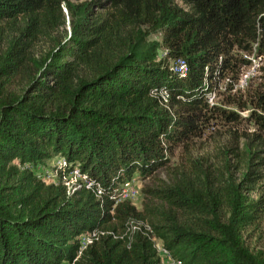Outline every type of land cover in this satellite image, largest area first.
<instances>
[{"label":"trees","instance_id":"1","mask_svg":"<svg viewBox=\"0 0 264 264\" xmlns=\"http://www.w3.org/2000/svg\"><path fill=\"white\" fill-rule=\"evenodd\" d=\"M43 38L53 46L39 55ZM254 45L264 56V0H0V264H160L142 234L131 246L104 236L78 256L83 231L123 234L130 218L148 221L184 264H264V198L248 192L261 149L246 150L240 181L227 159L220 168L201 158L170 166L169 157L218 110L206 93L250 63L239 51ZM162 87L167 104L152 94ZM254 103L264 134V89ZM55 156L100 182L103 198L25 166ZM161 168L168 178L143 188L142 208L118 201L135 174Z\"/></svg>","mask_w":264,"mask_h":264},{"label":"rangeland","instance_id":"2","mask_svg":"<svg viewBox=\"0 0 264 264\" xmlns=\"http://www.w3.org/2000/svg\"><path fill=\"white\" fill-rule=\"evenodd\" d=\"M74 4H81L87 0H70ZM145 32H149L148 40L161 41V33L144 27ZM69 33V32H68ZM56 38L62 41L67 36V32L62 29L56 33ZM66 40V39H65ZM53 46V40L43 38L37 46V53L44 55ZM254 45V52L240 50L243 57L248 58L250 63L241 67L239 73L228 74L223 78H216L217 83L209 88L211 90L213 101L209 105L218 108L208 113L206 119L201 123L200 132L186 143H180L173 153L169 154L170 166H176L187 158L203 159L205 163L224 167L225 159L228 160L229 168L234 172L236 180L240 181L243 172L247 171L246 163L249 154L246 150L261 149L257 154L264 156V146L256 145L259 138L257 134L264 136L262 131L258 130L256 123V114L261 111L256 107L255 95L258 91L264 89V56H258ZM164 50L160 49L159 55H163ZM181 61L172 60L171 64L175 67L180 65ZM176 70H179L178 68ZM226 111L227 115H234V119H229L222 112ZM251 146V147H250ZM63 159L55 156L42 162L44 170L43 178L48 182L51 180H62ZM258 160V159H255ZM70 165H67V169ZM256 168L260 171L254 183L250 184L252 189L248 190L251 196L255 198H264V164H258ZM76 178L79 176L76 172ZM75 174H67L73 185ZM58 176V177H57ZM61 176V177H60ZM155 178L167 179L166 169L161 168L155 174L148 178H142L138 175L137 183L141 189V195L129 200L138 208H142L144 200L143 188L147 184L156 181ZM73 179V180H72ZM58 180V181H60ZM83 180V179H82ZM261 234V237L258 234ZM256 237L259 243L264 247V214L261 217L259 229L256 231ZM67 263V262H65Z\"/></svg>","mask_w":264,"mask_h":264},{"label":"built area","instance_id":"3","mask_svg":"<svg viewBox=\"0 0 264 264\" xmlns=\"http://www.w3.org/2000/svg\"><path fill=\"white\" fill-rule=\"evenodd\" d=\"M177 66L179 67V72L185 76L187 74V68L185 63L181 61L180 65ZM212 93L213 92H211V90L206 93V100L210 104L213 101ZM152 94L159 97V100L161 102H164L165 104L168 103L170 98V93L168 89L164 87L160 88L159 90L154 89L152 91ZM62 159L63 160L61 162L64 165L62 166V169H64L62 174V180H60L59 178L57 180H51V182L45 180L43 178L45 172L41 168L43 167L42 163H37V164L27 163L25 164V166L31 169L32 171H34L35 174L38 176V178L42 179L46 183L63 182L67 186L68 191L70 193L74 192L76 189H80L82 186H85L87 189L92 190L97 198L99 199L103 198L104 190L100 182L93 181L88 177H86L81 172L79 164H70L66 161V159L64 158ZM67 165L68 166L70 165L68 169H67ZM74 172L77 173V175L79 176L78 178H76L77 176ZM67 174H72V175L75 174L74 176L75 180L72 179L74 181L73 185H70L71 181L69 178H67L68 177ZM137 179H138V174H135L130 180L125 182L120 187L118 201L129 200V198H135L141 195V189L138 186ZM81 180L82 182H80ZM138 234H142L143 236L148 237L153 242V245L159 255L160 264H184L181 259L175 257L172 254L171 250L168 247H166L164 241L154 233V229L151 226V224L148 221L141 218H130L127 222V229L123 234L117 235L113 230L106 228H95V229L83 231L78 237L79 246H80L78 256L82 253L83 250L88 248L91 244L95 243L96 241H99L104 236L112 235L116 238H121L126 241L128 246H131L132 242L135 240V237ZM74 261L71 262L69 260H66L62 264H73Z\"/></svg>","mask_w":264,"mask_h":264}]
</instances>
